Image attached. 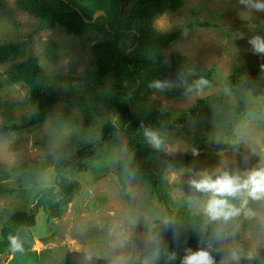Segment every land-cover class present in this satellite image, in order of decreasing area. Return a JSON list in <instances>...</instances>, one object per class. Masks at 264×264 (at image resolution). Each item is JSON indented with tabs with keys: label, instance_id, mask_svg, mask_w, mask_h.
<instances>
[{
	"label": "rangeland",
	"instance_id": "1",
	"mask_svg": "<svg viewBox=\"0 0 264 264\" xmlns=\"http://www.w3.org/2000/svg\"><path fill=\"white\" fill-rule=\"evenodd\" d=\"M138 1H121L119 12L131 15ZM257 3L264 0H185L178 11L154 20L153 29L160 33L183 28L161 53L206 81L186 99L161 92L148 96L173 120L156 128L163 140L156 160L163 171L159 192L152 179L132 177L122 167L132 148L120 129V114L111 117L100 108L87 124L79 95L74 94L71 102L57 103L46 121L30 125L36 109L29 89L12 81L15 66L34 59L48 76L68 77L77 87L96 69L97 34L88 30L75 35L76 15L43 25L42 15L27 9L22 0H0V44H18L25 51L24 58L0 64V232L2 222L13 215L34 213L41 192L53 190V203L60 201V161L67 164L66 178L80 185L61 217L48 220L45 211L38 210L35 225L17 235L28 248L2 255L0 264H162L160 251L149 252L173 222L170 212L204 218L199 250L209 251L215 264H236L229 260L232 249L241 253L239 264L264 260V200L249 198L251 217L242 213L226 224L208 222L202 206L210 194L190 183L201 172L242 174L264 164V116L255 114L264 102V72L251 77L264 66V52H256L250 43L257 37L264 40V8L255 7ZM201 23L207 26H193ZM233 75L238 82L225 97L226 79ZM220 101L239 111L229 112ZM201 102L204 111L191 113ZM182 114L188 116L184 122ZM110 118L117 129L105 137ZM234 203L239 205V200ZM217 229H222V238L214 235Z\"/></svg>",
	"mask_w": 264,
	"mask_h": 264
},
{
	"label": "trees",
	"instance_id": "2",
	"mask_svg": "<svg viewBox=\"0 0 264 264\" xmlns=\"http://www.w3.org/2000/svg\"><path fill=\"white\" fill-rule=\"evenodd\" d=\"M121 1L125 0H22L27 9L42 15L43 25H55L65 16H78L79 21L72 28L75 35H83L88 30L97 34L93 43L97 63L95 71L88 72L80 79L77 87L68 77L48 76L42 66L31 58L17 64L10 76L13 82L24 84L29 89L30 100L36 109V113L32 115L31 126L46 121L57 103L71 102L74 94L79 95L77 97L82 102L87 124L95 119L94 113L100 108L111 117L120 114V129L127 133L132 148L122 162V167L132 177L150 181L152 179L161 192L163 171L156 164V160L159 158L157 155L161 154L162 145L159 149L153 147L145 136V131L157 132V127L165 123L171 124L173 120L168 111L151 104L148 96L161 92L172 99L182 100L202 90L204 85L199 84L200 81L180 62L167 59L161 53L163 46L171 44L182 35L183 28L169 33H160L153 29V22L157 17L169 11H178L185 5V0H139L137 9L127 17L119 12ZM96 13L99 14L95 15ZM198 25L207 26L205 23L193 26ZM24 56L25 51L20 45L0 44V64ZM262 72L264 66L253 72L251 77H257ZM236 78L233 75L226 79L228 90L223 93L225 97L234 92ZM157 82L164 87H152ZM218 100L220 99H215ZM221 103L229 112L239 111L225 101ZM203 104L201 102L190 112L196 114L204 111ZM259 110L255 114L264 116V102L260 103ZM185 117H188L187 114L180 116L181 122L185 121ZM110 119L111 122L106 124L105 137L111 130L117 129L112 118ZM89 147L95 146L90 144ZM66 167L65 161H60L56 167L60 201L53 203V190L41 192L34 213L19 212L7 222H2L0 257L17 249L12 244L13 239L20 248H28L18 242L17 235L22 228L35 225L38 210L43 209L48 220L59 218L66 211L80 189L78 182L66 178ZM170 213L173 214V222L153 241L149 255L158 250L162 255V264H182L189 250H199V242L205 237V220L202 216L189 212ZM173 254L175 259H169ZM253 263L264 264V260L255 259ZM135 264L143 262L140 260Z\"/></svg>",
	"mask_w": 264,
	"mask_h": 264
},
{
	"label": "clouds",
	"instance_id": "3",
	"mask_svg": "<svg viewBox=\"0 0 264 264\" xmlns=\"http://www.w3.org/2000/svg\"><path fill=\"white\" fill-rule=\"evenodd\" d=\"M255 7L264 8V3H257ZM250 43L254 45L256 52H264V40L257 37ZM204 83L206 81L201 80L199 82V84ZM152 87L162 88L164 85L157 82ZM145 136L149 143L157 149L163 144L160 135L155 131L146 130ZM197 175L199 179L194 178L190 183L197 191L210 194L202 206V211L208 218V222L219 221L221 224H226L232 218L239 217L242 213L246 218L251 217L254 213L247 208L249 198L252 200H264V164L258 169L242 174L223 172L217 175L216 172L209 173L205 171ZM236 200H239V205L234 203ZM214 235L219 239L223 237L224 233L222 229H217L214 231ZM12 244L15 248H20L15 239L12 240ZM248 258L251 259V254H249ZM169 259H175L174 254ZM240 259L241 253L239 249H232L229 260L239 264ZM182 264H215V261L209 251L200 249L195 252L189 250V254L184 257Z\"/></svg>",
	"mask_w": 264,
	"mask_h": 264
},
{
	"label": "water",
	"instance_id": "4",
	"mask_svg": "<svg viewBox=\"0 0 264 264\" xmlns=\"http://www.w3.org/2000/svg\"><path fill=\"white\" fill-rule=\"evenodd\" d=\"M197 149L198 150H202V146L201 145H197Z\"/></svg>",
	"mask_w": 264,
	"mask_h": 264
}]
</instances>
